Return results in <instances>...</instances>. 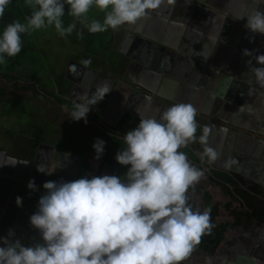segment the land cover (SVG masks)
I'll use <instances>...</instances> for the list:
<instances>
[{"label":"clouds","instance_id":"clouds-1","mask_svg":"<svg viewBox=\"0 0 264 264\" xmlns=\"http://www.w3.org/2000/svg\"><path fill=\"white\" fill-rule=\"evenodd\" d=\"M12 0H0V18ZM30 14L24 23L13 20L0 29V65L22 49V34L49 26L61 36L81 30L105 32L124 24H134L159 14L162 5L174 0H23ZM72 21L65 26L66 12ZM97 8L103 19H90L89 11ZM245 27L264 34V11L248 14ZM243 54L250 56L248 49ZM259 67L252 66L257 84L264 88V53L255 56ZM83 63H90L84 60ZM251 64V61H248ZM107 86L92 97L74 101L69 117L87 123L89 105L102 100ZM198 123L192 104L177 102L164 109L159 119L141 117L135 127L123 134L124 147L114 155L122 166V176L112 174L81 176L74 180H47L42 184L36 211L29 216L30 225L39 230L42 243L24 245L13 239L14 231L0 236V264H182L202 235L215 226L210 211L193 208L188 190L203 176V169L192 164L180 148L193 141L204 145L201 162L217 159L216 151L207 146L208 127L196 136ZM105 141L92 144L94 159L104 153ZM69 155V153H68ZM40 173L50 174L36 164ZM27 188L36 190L34 179ZM15 203L22 206V198Z\"/></svg>","mask_w":264,"mask_h":264},{"label":"crops","instance_id":"crops-1","mask_svg":"<svg viewBox=\"0 0 264 264\" xmlns=\"http://www.w3.org/2000/svg\"><path fill=\"white\" fill-rule=\"evenodd\" d=\"M254 9L264 11V0H174L171 5H162L159 14L152 11L148 17L141 18L134 24L126 23L131 29L146 33L149 44L143 40H125L122 37H116L113 45L115 48L122 47L125 51L130 48L132 53H129L133 57L130 70L134 66L135 79H139L141 74L146 75L145 78H149V82L153 83L156 88L162 89L164 94L167 92L168 97L173 99L179 97L181 102L192 104L200 111L220 112L230 121L246 124L247 130L256 129L257 133L262 135V139L251 142L234 126L228 128L212 126L208 131L207 146L213 148L218 156L212 163L214 167L212 165L210 169H213L212 172L217 175L219 173L230 175V169L233 167L237 172L247 170L252 181L264 189V88L250 84V79L255 80L251 67L260 66L256 63L255 56L264 53V34H254L244 26L246 16ZM109 40L111 41L110 38ZM244 49H248L251 55H244ZM150 57L156 58L155 64L146 63ZM194 57L202 60H200V66H195L182 59ZM248 61H251V64ZM216 74L232 77L235 74H241L243 78L240 82L234 80L235 77L234 79L217 78ZM191 75L195 77V86L183 80ZM212 81L215 84H212ZM213 86V90L210 91ZM220 87L226 96L223 98V103L218 104L216 97L212 94ZM210 95L211 100H209ZM155 108L158 114L159 107ZM62 111H64L63 108ZM87 120H91L88 115ZM75 123L83 124V120L75 121ZM78 129L76 127L77 132L72 134L75 139L71 136L66 138L64 133V136L60 135L64 137L61 143L66 141L68 146V149L64 148L66 150L64 153L67 155L65 163L79 168L84 166L88 170L87 176L114 175L117 168L118 176H122L127 166L104 161L102 157L98 160L94 159L92 144L79 141L80 137L77 133H81L82 138L86 133ZM52 137L48 141L38 139V143L53 145L54 142L50 139L57 136ZM67 140L72 143H67ZM201 146L203 149L204 145ZM21 150L20 154L13 149L4 151L9 156L25 159V154L31 149L25 145ZM5 162L3 158L1 169L7 168ZM104 164L112 165V167L104 168L106 167H103ZM3 184L8 186L6 182ZM229 201L227 199L223 207L219 203V213L222 208L229 213L225 206ZM262 232L253 241L245 239L248 242L244 248L247 250L245 254L255 259L256 264H264V229ZM230 235L231 233L228 232L225 234L227 241L230 240ZM37 240L42 243L40 233ZM223 241L221 243L225 245L221 250L219 248L215 253L209 252L213 255H209L210 260L207 264H241L235 260L234 253L229 248L228 243L230 242L223 243ZM204 255L203 252L199 254L196 252L190 259L184 260L183 264H204L200 261Z\"/></svg>","mask_w":264,"mask_h":264},{"label":"flooded vegetation","instance_id":"flooded-vegetation-1","mask_svg":"<svg viewBox=\"0 0 264 264\" xmlns=\"http://www.w3.org/2000/svg\"><path fill=\"white\" fill-rule=\"evenodd\" d=\"M109 38L111 39L108 40L107 42V47L105 48V51L102 55L101 58L97 59H93V61H91L90 63H87L89 65H92L96 68V72L91 73V72H87L86 74H84L82 80V82H90L92 80V78H98L99 80L97 81V86L96 87H90L87 89L84 87V85H80V87H73V84L69 81L66 82L68 90L66 93V96L68 99H71L72 101H77L79 102L80 98L82 96L85 97H92L94 93L97 94V98L99 93H97V89L103 87V86H107V88L110 90L108 91L105 96L103 97L102 100H99L96 104L92 103L89 105V107L91 108L90 111L88 113H93L94 111H97V108L95 106H102L104 107L103 110V116H102V120H103V125H99L94 119L91 118V120H87V123L80 124V123H75L74 120H72L70 117L68 118V124H62L60 125L59 122L56 121V124L54 126H52L53 128V132L54 133V139L58 138V135L61 134H65L66 138L70 137L69 134H73L76 133V127H78L80 131H82L84 134V138L80 137V142L81 141H86V143L90 144L91 141H94L96 138H105L106 136L109 137H117L119 140H123V134L130 130L131 128L135 127V125L138 123L139 119L141 117H154L156 119H159L160 113L166 109L167 107H169L168 105H164V103H156L154 101L145 99L146 97L143 95H139L137 93V91L134 89V87H129V86H125L122 85L121 83H119L118 80L114 81L111 83L110 79H106L104 78V74H102L100 72V70L98 69V67L102 66V71L109 73L111 72L113 75L120 76V73L117 72L116 70V64H115V60L118 57H121L116 51H112L109 50L108 54L105 57L106 51L108 50V48L110 47V45H113L115 43V39L116 37L120 38L122 37L123 39H131L129 37H127L125 35L124 32L119 31L117 28L116 29H110L109 30ZM124 49V48H123ZM125 50V49H124ZM127 50V49H126ZM127 52H131L130 48H128ZM132 53V52H131ZM124 58L126 63L124 65V67L122 66V70L121 73H124L127 68L129 67L130 64V60L125 58V57H121ZM156 58H149L148 62L146 60L147 64H155ZM69 62V61H68ZM68 62L66 63L65 66V70L67 68ZM64 70V72H65ZM135 73V68L133 66V68H131V70H129L128 72V76L132 79H135L134 74ZM77 70L74 67H71V74L73 77L76 76ZM122 75V74H121ZM146 75H140L139 79H135L137 81H141L143 84H145L147 87L149 88H153L156 90H160V88H156V86H154L153 83L149 82V78H145ZM215 81V80H214ZM212 81V84H215V82ZM113 87V88H112ZM214 87V86H213ZM85 88V89H84ZM85 91V93H84ZM162 91V89H161ZM163 92V91H162ZM165 92V91H164ZM72 95L75 98H69V95ZM165 94L168 96V93L165 92ZM176 100H178L179 102H181L179 99V97H175ZM108 105H111V107H107ZM147 105L148 108H147ZM57 106H60V104L57 103ZM194 106V105H193ZM155 107H159V113L156 114V110L157 108ZM195 107V106H194ZM61 108H63L64 111V116H68L70 109L65 106L62 105ZM196 109V113H201V111L199 109ZM98 112V111H97ZM212 112V111H211ZM68 114V115H67ZM132 114V115H131ZM98 118V117H97ZM99 118L101 119V116H99ZM201 121V118L196 116V121ZM74 121V122H73ZM132 121V126L130 128H124L123 125L126 122ZM117 126H114V125ZM130 124V123H128ZM114 126V127H113ZM239 127L242 129L240 130V133L242 135H244L247 139H249L251 142H253L254 140H252V138L254 136H248L246 134V132H248L247 128L244 126H241V124H239ZM57 128V130H56ZM262 139V137L257 138L256 141ZM61 138L59 140L53 141V146L56 147L57 152H62L63 154V159L66 161L67 158H65L67 155L66 153H64V151H66L65 149H68L67 144L64 142L63 145L61 143ZM69 144H71L72 142H70V140H67ZM90 141V142H89ZM37 145H38V141L35 147V150L37 149ZM202 144L198 143L195 146H189V144L185 147H182L179 149V151H183L187 158L189 159V161L194 164L195 166H197L198 168L203 169V176L200 178V180L198 182H196L193 186H191L188 190V203L193 207V208H199L200 207L194 206V203H198V204H205V209H207V201H211L213 203V201L215 200V194L208 188L203 189L202 184L204 183V178L206 179V184L208 183L209 186L211 187H218L221 194L228 198L232 204H231V209H236V207H240V203L237 201V196L236 194H231V196L225 191L223 185H229V183L227 184L226 182H224L220 177H218L217 174H214V172H212L213 169H210L208 164L205 163L204 161L201 162L200 161V153L203 151L202 149ZM65 148V149H64ZM35 150L33 152H35ZM191 151L193 155H195L196 159L192 158V156H190V154H187L188 151ZM78 159V158H77ZM76 159V160H77ZM69 161H71L69 159ZM74 161V159L72 160ZM200 161V162H199ZM106 163V162H105ZM204 163V164H203ZM213 165V166H212ZM106 166V167H104ZM214 167V164H210V167ZM104 168H111L112 165H107L104 164L103 165ZM231 171L229 172L230 176L233 177L235 180H237L240 185L245 188L246 190H252V187H259L262 190V193L259 194V196L261 198L264 199V189L263 187H261L260 185H258V183L253 182L252 179L250 178V173L246 170V171H239L237 172L234 167L233 169H230ZM217 171V170H216ZM233 187V185L231 184L230 189ZM217 202V201H216ZM204 209V210H205ZM231 209L229 210V212L231 211ZM201 210V209H200ZM230 221L234 222L236 220L235 216H233L232 214H230ZM264 229V222H257L256 220L252 221L249 225H238L236 227H232L230 228L227 232L231 235L230 240H226L227 238L224 236V238L221 240V242L223 240V243L226 242H230L228 244L229 248L231 250L234 256V258H236L235 260L238 263H245V262H250L252 263L253 258H251L249 255L245 254L247 253V250H244V248H246V246L248 245L247 241L245 240L246 238L249 239L250 241H253L255 239H257V237L259 235H261V233H263ZM246 231V232H245ZM233 232H236L235 234ZM250 233V234H248ZM219 243L218 247L216 248V250L214 251L217 252V249L220 248V250L224 247L225 244ZM196 252H198V254L200 252H203L205 255L203 257H201L200 261L204 264H207L210 260L209 255H213L210 254L208 251H205L204 249L200 248L199 246H197V244L194 246L192 252L190 253V255L185 259H190L194 254H196Z\"/></svg>","mask_w":264,"mask_h":264},{"label":"water","instance_id":"water-1","mask_svg":"<svg viewBox=\"0 0 264 264\" xmlns=\"http://www.w3.org/2000/svg\"><path fill=\"white\" fill-rule=\"evenodd\" d=\"M121 31L125 33V35L131 39H138L139 41L143 40L149 44V38L146 33H143L137 29H131L130 26L126 24L121 25L119 27ZM116 51L121 57H125L130 60L129 67L124 73H121L122 66L124 67L126 61L124 58L118 57L115 60L116 70L120 73V76L113 75L111 72L106 73L102 71V66L98 67L100 72L104 74V78L110 79L111 83L118 80L119 83L125 86L134 87L139 95H143L148 100L154 101L156 103H164V105H172L174 103L179 102L176 99L168 97L161 90H156L153 88L147 87L141 81H137L135 79L130 78L127 74L130 70V66L133 64L132 55L125 51L122 47L115 48L114 45H110L108 50L106 51L105 57L108 54V51ZM176 54V53H173ZM183 60H187L189 63L194 64L195 66H200V60L197 57L187 58ZM202 61V60H201ZM71 67H75L77 70L76 76L73 77L71 74ZM198 68V67H197ZM87 72L95 73L96 68L92 65L75 61L73 59L69 60L67 68L64 72V77L67 81L73 84V87H80V85H84L87 89L97 86V81L99 80L97 77L92 78L89 82H82L84 74ZM122 74V75H121ZM177 75V74H175ZM180 77V75H177ZM216 77H224L223 79H229L235 77L234 80H238L241 82L243 75L235 74L233 77L231 75H221L216 74ZM114 80V81H113ZM186 83L191 84L192 86L196 85L194 75L189 77H185ZM237 82V81H236ZM257 85L256 80L250 79V84ZM84 88V89H85ZM113 88V87H112ZM194 88V87H193ZM214 87L210 89L213 90ZM111 90V89H110ZM109 90V91H110ZM261 91V90H260ZM85 93V91H84ZM216 97V101L218 104L223 103V98L226 96L223 89L220 87L218 90H214L213 94ZM69 98H75L71 94ZM212 96H209V100H211ZM97 111L93 113H88L87 115L94 119L99 125H103L102 114L104 107L95 106ZM107 107H111L108 105ZM132 115V114H131ZM101 116V119L99 118ZM196 116L201 118L202 126H207L210 129L212 126H234L237 130H242L239 127L238 123L230 121L225 115L220 114V112L214 111H201V113H196ZM98 117V118H97ZM130 123V124H128ZM132 121L126 122L123 127L130 128L132 126ZM246 127V124H241ZM114 126H117L116 124ZM113 126V127H114ZM246 134L250 136H254L252 140H257L262 135L257 133L256 129L249 128ZM264 138V137H263ZM62 152H57L56 147L51 144L46 143H38L37 149L35 152L27 156L25 159H18L13 156H9L5 153L4 150L0 149V236H7L8 230L12 229L14 231L13 239H19L24 245H33L38 242L37 238L39 236V230L33 228L29 223V216L36 211L37 201L39 196L43 193L44 189L42 188V184L47 180L60 181V180H74L81 176H87V169L84 166H72L67 163L63 159ZM218 156V155H217ZM3 158L6 160L5 164L7 168L1 169V163L3 162ZM201 160V159H200ZM208 164L210 168V164L207 160L204 161ZM36 164H41L46 167L47 171L50 174L40 173L36 170ZM117 168V167H116ZM118 168L115 171L114 175H118ZM29 179H34L36 184V190H30L27 188V182ZM3 182H6L8 186L6 187ZM16 196H20L22 198V206H17L15 203ZM194 206H199L201 211L205 209V204L194 203ZM185 261L182 262V264ZM243 264H256V261L253 260L252 263L245 262Z\"/></svg>","mask_w":264,"mask_h":264},{"label":"rangeland","instance_id":"rangeland-1","mask_svg":"<svg viewBox=\"0 0 264 264\" xmlns=\"http://www.w3.org/2000/svg\"><path fill=\"white\" fill-rule=\"evenodd\" d=\"M27 9V15H29L30 9L29 7ZM88 15L90 19L102 20L104 13L93 7L90 9ZM62 19L65 26L72 21V17L67 15V6ZM77 29L81 30L80 37L77 36L76 29L71 34H66L63 37L52 26L36 30L34 37L38 42V47L32 51H23L14 57L7 58L3 69L17 74H23V72L28 71L31 75H39L45 78L52 77L49 65L54 67L57 72L61 71L64 73L66 63L71 59L83 63L84 60H90L91 62L94 58H101L110 37L109 30L89 33L86 29H82L78 23ZM50 79L48 85L53 88L56 77H54L53 81L52 78ZM0 81L5 82L1 76ZM22 83L26 86L33 84L34 81L30 76H26ZM11 85L12 83L10 82H6L4 85L0 84V86L4 87V94L0 95V148L5 151L13 149L17 154H20L22 152L21 148H24L28 142L37 139H46L48 141L49 138H53V132L55 131L51 129L49 122L46 123L43 121L45 115L42 112L37 110L38 112L36 114L33 112L34 116H31L30 101L32 102V100L26 98L28 89L21 87L14 91ZM11 89L15 92L14 95L11 94ZM17 94L21 95L22 98H19ZM39 108L41 107L39 106ZM69 135L75 139L72 134ZM77 135L78 137H82L81 133H77ZM61 136H64V134ZM61 136L59 135V139H64ZM59 139L50 140L56 141ZM91 144H93V141H91ZM205 180L204 178V183L202 184L203 189H210L216 196L213 203L217 201L223 207V204L228 198L221 194L218 187H211L208 183L206 184ZM219 215L218 222H224L231 218L228 211L223 208Z\"/></svg>","mask_w":264,"mask_h":264},{"label":"trees","instance_id":"trees-1","mask_svg":"<svg viewBox=\"0 0 264 264\" xmlns=\"http://www.w3.org/2000/svg\"><path fill=\"white\" fill-rule=\"evenodd\" d=\"M27 8L28 7L23 3V0H12V3L6 8L3 18H0V29H2L5 24L10 23L13 20H19L22 23L26 22L25 17L28 14ZM34 33L36 32L33 31L31 34H22L23 45L19 53L23 51L26 52L27 50L32 51L38 47V42L34 37ZM106 47L107 45L105 46V48ZM97 60L99 59L97 58ZM3 68L4 64L0 65V76L5 80V82L0 81L1 85H4L6 82H10L12 83L11 87L12 89H14V91L21 87L28 89L26 98L32 100V102L30 101L31 116H34L33 112H35L36 114V112L39 111L42 112L43 115H45L43 121L46 123L49 122L52 126L56 124V121L59 122L60 125L68 124V116H64V112H62L61 106L65 105L71 110V106L74 101L68 99L66 96L68 87L66 84L67 80L65 79L63 72H57L54 67L49 65L52 77L44 78L43 76L39 75H31L28 71L23 72V74H17L15 72L11 73ZM26 76H30L31 78H33L34 83L25 86L22 81ZM54 77H56V81H54L55 85L52 88L50 87V85H48V81L51 80L50 78H52L53 81ZM12 89L11 94L14 95L15 92L12 91ZM3 94L4 87L0 86V95ZM18 96L19 98H22L21 95ZM57 103L60 104V106H57ZM39 106L41 108H39ZM197 123L198 128L196 136L198 137L202 133L203 126L200 120H197ZM102 139L105 141V150L102 155L103 160L117 163L114 159V155L120 148L124 147L123 140H119L117 137L109 136H106ZM37 141L38 139L32 142H28L26 146L31 150H29V153L25 154L26 157L33 153V148H35ZM197 142L198 141H193L189 144V146H195ZM190 152L191 151L189 150L187 154L192 155L194 159H196L195 155ZM218 177H220L227 184L229 183L230 186L223 185V187L230 196L231 194H236V198L240 203V207L231 209L232 202H227L225 206L228 210L231 209L229 213L235 216L236 220L234 222L228 220L224 222H217V217L220 214L219 203H212L211 201H207V210L210 211V219L215 226L213 227L210 234L201 236L197 246L211 253L216 250L219 243L224 238L225 233L230 228L242 224L249 225L254 220H256L257 222H264V199L259 196V194L262 193V190L258 186L252 187V190L249 191L243 188L237 180H235L228 174L219 173ZM231 184L233 185V187L230 189Z\"/></svg>","mask_w":264,"mask_h":264}]
</instances>
